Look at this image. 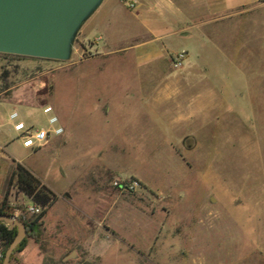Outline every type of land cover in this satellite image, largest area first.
I'll list each match as a JSON object with an SVG mask.
<instances>
[{"label": "rangeland", "instance_id": "obj_1", "mask_svg": "<svg viewBox=\"0 0 264 264\" xmlns=\"http://www.w3.org/2000/svg\"><path fill=\"white\" fill-rule=\"evenodd\" d=\"M261 3L249 17L208 30L209 40L204 30L197 32L199 40H184L190 50L219 47L209 54L208 78L201 84L216 96V109L213 120L205 115L200 127L189 124L177 133L168 129L171 119L144 100V112L89 110L97 98L118 104L131 96L142 99L149 90L141 91L127 64L111 63L102 74L80 80L85 75L78 64L88 59L77 62L83 26L68 61L0 53V99L21 90L37 104L49 102L54 111L44 114L32 104L26 120L49 129L48 117L55 115V126L65 128L64 145L54 138L41 149L15 153L22 166L60 194L40 220L48 240L44 264H264ZM114 182L132 188L120 189ZM6 193L7 209L31 219L26 207L32 202L25 204L14 183ZM67 242L74 259L59 252L57 243ZM33 249L26 257L38 264Z\"/></svg>", "mask_w": 264, "mask_h": 264}, {"label": "crops", "instance_id": "obj_2", "mask_svg": "<svg viewBox=\"0 0 264 264\" xmlns=\"http://www.w3.org/2000/svg\"><path fill=\"white\" fill-rule=\"evenodd\" d=\"M261 5L259 0H103L79 33V47L94 42L97 49L93 57L83 61L84 65L78 64L81 66L78 69L81 75H85V78L80 80H88L93 74H102L111 63L127 64L133 69L135 82L141 87V91L145 93L149 90V93L144 94L142 99L133 96L124 98L118 104L111 98H97L95 105L92 109L89 107V110H98L104 115L113 110L144 112L145 108L141 105L144 100L150 109L158 108L161 117L171 119L166 120V124H169L168 129L172 133L179 132L182 127L187 128L189 124L193 127L192 124L197 126L199 123L200 127L205 115H209L213 120L216 106L212 102L216 96L211 92L206 94V91L201 89V84L208 78L207 71L211 61L209 54L219 47L211 45L204 51L199 48L190 50L184 40L190 37L198 39L197 32L202 30L206 33V40H209L208 30L226 22L249 17ZM205 41H201L200 46L205 47ZM190 51L193 57L188 60ZM179 53L184 54L183 62L179 68H174L173 58ZM203 55H207L206 59ZM77 62L81 60L78 58ZM207 98L211 104L204 107L191 104L192 101ZM80 101L81 96L76 97L75 102ZM137 101L140 104L133 105ZM164 102H170L171 106L159 105ZM32 104H37L34 97L21 90L0 99V202L8 195L6 186L16 163L20 164L16 150L27 149L22 146L13 124L22 122L31 126L25 116ZM37 105L41 107L42 112L45 107H52L49 102ZM12 113H16V117L10 120ZM61 127L63 134L50 137L45 145L54 138L59 140L60 145H64L65 139L61 136L65 134V128ZM12 195L9 194V199ZM17 195L25 199V204L27 199L30 200L22 192ZM55 195L60 197L59 193ZM65 195L67 196V193ZM43 237L44 229L41 230V238L38 240L29 237L24 248L15 253V261L12 264H29L26 257L28 248H34L37 263L44 264V243L48 240L46 236ZM57 245L63 258L74 259L75 256L68 258L70 254H74L72 250H67L70 246L68 242Z\"/></svg>", "mask_w": 264, "mask_h": 264}, {"label": "water", "instance_id": "obj_3", "mask_svg": "<svg viewBox=\"0 0 264 264\" xmlns=\"http://www.w3.org/2000/svg\"><path fill=\"white\" fill-rule=\"evenodd\" d=\"M103 0H0V53L53 61H68L76 36ZM0 223L16 234L1 264H10L27 235L23 221L0 214ZM70 254L68 258H73Z\"/></svg>", "mask_w": 264, "mask_h": 264}, {"label": "trees", "instance_id": "obj_4", "mask_svg": "<svg viewBox=\"0 0 264 264\" xmlns=\"http://www.w3.org/2000/svg\"><path fill=\"white\" fill-rule=\"evenodd\" d=\"M264 0H259V2H263ZM15 184L17 189L24 193L30 200L43 208L42 212L33 215L31 219L25 221L24 219L18 217L26 226L27 235L23 239V241L16 247L14 253L11 257L13 260L14 254L24 248L27 243V239L32 237L35 240L39 239L41 234L40 226L42 224V218L46 214V210L53 204L56 200V195L49 188L43 185L28 169H26L21 164L17 163L15 166V170L8 181V186ZM6 199V197H5ZM0 214H5L8 216L14 215L11 211H9L6 207V201L4 200L0 204ZM16 234V229H9V227L0 223V238L3 245V256L6 248L12 241Z\"/></svg>", "mask_w": 264, "mask_h": 264}, {"label": "built area", "instance_id": "obj_5", "mask_svg": "<svg viewBox=\"0 0 264 264\" xmlns=\"http://www.w3.org/2000/svg\"><path fill=\"white\" fill-rule=\"evenodd\" d=\"M79 59L90 58L97 53L96 45L94 42L87 44L86 46L79 47ZM184 58L183 53H179L173 58V67L179 68L182 65ZM52 112V107L47 106L43 109L44 114H49ZM16 113H12L9 116L10 120L15 119ZM58 123V118L55 115H51L48 117V125L49 129L43 128H34L33 126H27L22 122H15L13 124V129L18 133V137L20 138L21 144L24 148L30 150H37L42 148L50 139V137L60 136L63 134V128L61 126H55ZM137 184V183H135ZM114 185L120 189L132 188V185H128L126 183H118L114 182ZM26 210L34 215H37L42 212L43 208L33 204L31 206H27ZM3 260V245L0 238V264Z\"/></svg>", "mask_w": 264, "mask_h": 264}]
</instances>
